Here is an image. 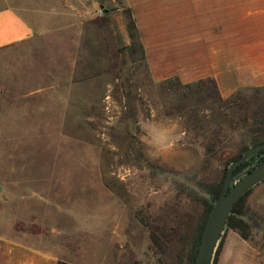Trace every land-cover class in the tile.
<instances>
[{
  "label": "rangeland",
  "instance_id": "rangeland-1",
  "mask_svg": "<svg viewBox=\"0 0 264 264\" xmlns=\"http://www.w3.org/2000/svg\"><path fill=\"white\" fill-rule=\"evenodd\" d=\"M6 5L35 35L0 48V232L59 264L188 263L212 190L263 126L264 87L221 100L206 79L153 80L123 0ZM237 217L234 264H264V180Z\"/></svg>",
  "mask_w": 264,
  "mask_h": 264
},
{
  "label": "crops",
  "instance_id": "crops-1",
  "mask_svg": "<svg viewBox=\"0 0 264 264\" xmlns=\"http://www.w3.org/2000/svg\"><path fill=\"white\" fill-rule=\"evenodd\" d=\"M153 80L210 79L221 98L264 87V0H123ZM35 35L17 9L0 7V48ZM229 239L237 244L228 246ZM243 240H223L218 264H234ZM229 257V259H228ZM0 264H59L47 250L0 232Z\"/></svg>",
  "mask_w": 264,
  "mask_h": 264
},
{
  "label": "water",
  "instance_id": "water-1",
  "mask_svg": "<svg viewBox=\"0 0 264 264\" xmlns=\"http://www.w3.org/2000/svg\"><path fill=\"white\" fill-rule=\"evenodd\" d=\"M252 155L255 156L248 167L234 174L237 166ZM263 155L264 142L249 146L226 167L220 194L216 199L210 197L212 206L201 230L194 264H213L219 239L233 205L249 189L264 180V160L257 163Z\"/></svg>",
  "mask_w": 264,
  "mask_h": 264
},
{
  "label": "trees",
  "instance_id": "trees-1",
  "mask_svg": "<svg viewBox=\"0 0 264 264\" xmlns=\"http://www.w3.org/2000/svg\"><path fill=\"white\" fill-rule=\"evenodd\" d=\"M129 13H130V12H129ZM130 16H131V15H130ZM131 18H132V17H131ZM132 24H133V26L135 27V24H134L133 19H132ZM170 79H175V80H177L179 83H181L177 78H170ZM206 80L210 81V82L214 85V87H215V89H216V86H215V84H214V82H213L212 80H210V79H206ZM181 84H182V83H181ZM216 92H217V89H216ZM217 94H218V92H217ZM218 96H219V94H218ZM219 98H220L221 100H223V98H221L220 96H219ZM259 125H263V126H261V127H257V128H256V127H249V131L252 132V133H251L252 135H251V138H250V141H251V145H250V146H252V145H256V144H259V143L264 142V123H260ZM254 126H256V125H254ZM248 147H249V146H245V148L241 151V153H240L239 155H237V156H235V157H233V158L230 159L229 163H230L233 159L238 158V157L242 154V152H243L246 148H248ZM254 156H255V155H252V156L249 158V160H247V161L241 163L240 165H238L237 168H236L235 171H234V174H236V173L242 171V169L244 170L245 167L247 168L248 165H249V163H250V161L253 159ZM258 162H259V161H257V163H258ZM229 163H228V164H229ZM227 166H228V165H227ZM246 168H245V169H246ZM225 173H226V169H225ZM224 177H225V175H224ZM224 177H223V179L221 180V182H220L219 184H217L216 187H214V189L212 190V193H213L212 198H213V199H216V198L218 197V195L220 194V191H221V188H222V183H223ZM247 192H248V191H247ZM247 192H246L245 194H243V195H242V196H241V197L235 202V204H234L233 207H232L231 213L229 214V216H228V218H227L226 225H225V227H227V228H231V229L235 230L236 232H238V234H240L243 238H244L245 236H244L243 233H241V230H240V227H241V225H242V221L237 217V215H240V214L242 213V211H243V200H244V197H245V195L247 194ZM211 206H212L211 202L207 201V203H206V209H205V214H204L205 218H204L203 224L201 225V227H200V229H199V231H198L197 240L195 241V243H194V245H193V249H192V253H191V256H190V260H189V262L186 263V264H194V260H195L196 252H197V249H198L199 240H200L201 230H202V228H203L204 222H205V220H206L207 214H208V212H209ZM222 243H223V241L221 240V241L219 242L217 248H216V251H215V254H214V258H213V264H216V263H217L219 253H220V251H221Z\"/></svg>",
  "mask_w": 264,
  "mask_h": 264
},
{
  "label": "flooded vegetation",
  "instance_id": "flooded-vegetation-1",
  "mask_svg": "<svg viewBox=\"0 0 264 264\" xmlns=\"http://www.w3.org/2000/svg\"><path fill=\"white\" fill-rule=\"evenodd\" d=\"M263 160H264V155L262 157H260L258 161L260 162V161H263Z\"/></svg>",
  "mask_w": 264,
  "mask_h": 264
}]
</instances>
